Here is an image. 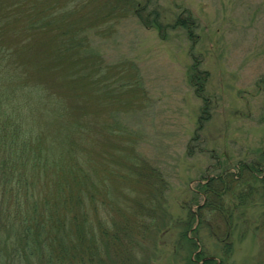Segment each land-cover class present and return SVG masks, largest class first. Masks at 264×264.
Segmentation results:
<instances>
[{
	"label": "rangeland",
	"instance_id": "rangeland-1",
	"mask_svg": "<svg viewBox=\"0 0 264 264\" xmlns=\"http://www.w3.org/2000/svg\"><path fill=\"white\" fill-rule=\"evenodd\" d=\"M35 4L51 33H36L11 74L64 106L59 127H101L91 148L102 154L89 160L109 187L98 211L89 206V224L102 264H194L198 253L218 264H264V0ZM50 41L73 47L67 59L57 44L49 51ZM113 155L120 159L109 167ZM31 177L34 187L0 171V264H99L86 257L91 233L62 254L58 242L47 244L51 236L25 228L55 194L52 169ZM113 216L133 238L100 227Z\"/></svg>",
	"mask_w": 264,
	"mask_h": 264
},
{
	"label": "trees",
	"instance_id": "trees-1",
	"mask_svg": "<svg viewBox=\"0 0 264 264\" xmlns=\"http://www.w3.org/2000/svg\"><path fill=\"white\" fill-rule=\"evenodd\" d=\"M25 8L28 10V14L24 12ZM48 16L49 14H46V17ZM42 18L44 17H39L36 14L35 0H0V171L9 173L13 177L20 176L19 180H24L34 187L35 182L31 175L38 171L52 169V173L55 175L53 178L55 194L47 200L46 206L43 207L44 212L35 209L33 213L37 218L33 219L37 220L36 223L28 219V226L25 228L34 226V232L31 231L37 235L35 237L37 239H40L41 236L45 238L51 236L48 239L50 241H46L47 244L54 247L58 242L59 249H63H61L62 254H66L64 250L67 251L68 245L76 247L84 243V237L91 233L92 236L88 237V241H91L90 244L93 242V248L91 244L92 254L86 257L91 262L95 259L99 264H102L104 259L100 258L99 253L102 251L101 244L98 242V235H95L94 227L89 224V206L92 204L98 211L101 204L99 201L101 200V191L105 187L107 189L109 187V185L105 186L100 182H104V179L98 176L101 172V165L99 163L93 165L89 160L93 155L99 157L102 154L98 148H91V144L95 142V132H99L101 127L96 121L93 122L94 124L87 122L80 126L81 129H76L82 123L81 120L79 124L77 121L68 123V125L77 124L73 130H70L68 125L59 127L57 120L61 121L60 117L63 113H59L64 106L58 101L55 103L53 94L40 89L41 86L38 85V82L30 85L25 79L21 85V75L11 74L17 69V64H14V56L37 42L36 33L44 30L46 33H51L47 20L44 18L46 22H40ZM23 23H25L23 26L19 25ZM60 33L66 34L62 33V30ZM45 44L49 51L57 44L55 49H60L65 58L73 50V47L66 42L50 41ZM43 45L44 43L40 42L39 45H35V49L39 50L40 48L41 51ZM60 71L63 72L61 69ZM65 73L63 74L64 78L67 76ZM74 78L75 81L78 80L76 74ZM68 80L69 78L65 81L68 82ZM26 83L29 88L28 93H25L24 89ZM25 94L31 100L27 99ZM34 96L40 101V104L31 102L34 101L32 100ZM77 96L82 99V92H78ZM74 107L76 108V106ZM78 110L80 118L82 114L85 118L89 114L83 107ZM66 111L68 120L74 111L68 110V108ZM63 123L67 124L65 121ZM62 128L68 129V131L60 134L59 130ZM76 136L81 137V140L74 138ZM99 142L97 138V143ZM118 155L116 156L118 157ZM117 157L111 156L109 167H112V162L114 164L119 162L120 157L116 159ZM1 179L5 182L4 178ZM262 180L264 182V177ZM263 188L262 190H264ZM252 191L253 189H251ZM247 196L246 193L241 192L239 198L244 200ZM46 199L48 198L46 197ZM111 203L109 205L113 207V202ZM205 207V205H200L199 210ZM152 210L155 214L156 209ZM116 211L122 212L120 208H117ZM38 214H40V218H38ZM100 227H105L107 230L122 228L128 234L127 236L133 238L127 229L126 222L119 226L115 216L112 221L106 223L100 221ZM25 228L23 234L27 232L31 235ZM107 230H104L105 234L108 232ZM108 240L103 241L104 246ZM79 248L81 249V247ZM105 248L107 249L106 246ZM197 255L198 260H194V264H218L212 256H201L200 253ZM84 259L81 257V261ZM223 262L224 260L221 264Z\"/></svg>",
	"mask_w": 264,
	"mask_h": 264
}]
</instances>
